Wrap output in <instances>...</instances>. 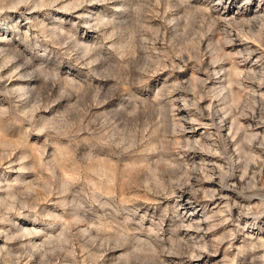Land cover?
<instances>
[{
    "label": "rangeland",
    "instance_id": "374dc122",
    "mask_svg": "<svg viewBox=\"0 0 264 264\" xmlns=\"http://www.w3.org/2000/svg\"><path fill=\"white\" fill-rule=\"evenodd\" d=\"M0 264H264V0H0Z\"/></svg>",
    "mask_w": 264,
    "mask_h": 264
},
{
    "label": "bare ground",
    "instance_id": "6f19581e",
    "mask_svg": "<svg viewBox=\"0 0 264 264\" xmlns=\"http://www.w3.org/2000/svg\"><path fill=\"white\" fill-rule=\"evenodd\" d=\"M245 21V20H244ZM241 42V41H240ZM213 193V192H212ZM213 195L215 196V194L213 193ZM180 198L181 199H183V201L184 200H186V201H189V200H191V199H193V198H191V196H190V194L188 193V192H182L181 194H180Z\"/></svg>",
    "mask_w": 264,
    "mask_h": 264
}]
</instances>
